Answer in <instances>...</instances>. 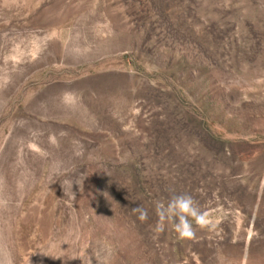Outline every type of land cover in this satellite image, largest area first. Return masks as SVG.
<instances>
[{"label": "rangeland", "instance_id": "1", "mask_svg": "<svg viewBox=\"0 0 264 264\" xmlns=\"http://www.w3.org/2000/svg\"><path fill=\"white\" fill-rule=\"evenodd\" d=\"M0 178L15 264H264V0H0Z\"/></svg>", "mask_w": 264, "mask_h": 264}, {"label": "clouds", "instance_id": "2", "mask_svg": "<svg viewBox=\"0 0 264 264\" xmlns=\"http://www.w3.org/2000/svg\"><path fill=\"white\" fill-rule=\"evenodd\" d=\"M3 183V178H0V211H7L10 207V201L2 195ZM155 209L158 216L156 231H164L165 222L172 221L173 230L181 240L195 239L197 229L211 231L216 227L215 221L210 218L207 212L201 210L198 202L191 194H174L167 203L156 201ZM132 212L138 214V219L141 222L148 219L147 210L141 206L132 208ZM83 262L85 264L84 260ZM90 262L89 257V264ZM0 264H15L12 250L7 240L2 236H0Z\"/></svg>", "mask_w": 264, "mask_h": 264}]
</instances>
